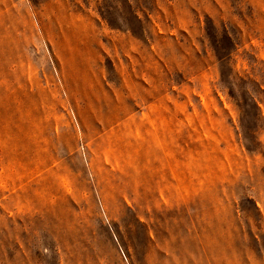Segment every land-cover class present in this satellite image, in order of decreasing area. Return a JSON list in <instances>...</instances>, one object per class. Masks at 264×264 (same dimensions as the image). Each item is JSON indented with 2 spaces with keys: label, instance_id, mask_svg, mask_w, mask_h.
<instances>
[{
  "label": "rangeland",
  "instance_id": "obj_1",
  "mask_svg": "<svg viewBox=\"0 0 264 264\" xmlns=\"http://www.w3.org/2000/svg\"><path fill=\"white\" fill-rule=\"evenodd\" d=\"M0 264H264V0H0Z\"/></svg>",
  "mask_w": 264,
  "mask_h": 264
}]
</instances>
